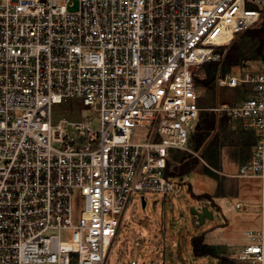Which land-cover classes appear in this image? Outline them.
<instances>
[{
  "label": "built area",
  "instance_id": "obj_1",
  "mask_svg": "<svg viewBox=\"0 0 264 264\" xmlns=\"http://www.w3.org/2000/svg\"><path fill=\"white\" fill-rule=\"evenodd\" d=\"M258 2L0 0V264L106 263L133 194L173 192L172 151L205 111L199 71L260 21ZM216 87L241 97L209 111L256 133L236 176L263 184L260 226L232 259L264 264V60ZM72 101L81 119L54 125Z\"/></svg>",
  "mask_w": 264,
  "mask_h": 264
},
{
  "label": "rangeland",
  "instance_id": "obj_2",
  "mask_svg": "<svg viewBox=\"0 0 264 264\" xmlns=\"http://www.w3.org/2000/svg\"><path fill=\"white\" fill-rule=\"evenodd\" d=\"M257 9L261 13L260 21L254 27L239 33L232 43L225 47L223 52H221V49H217L221 60L217 62L218 68L215 74V81L211 85H204V81L207 78L206 65L200 69L198 86L202 94L201 106L205 109L203 113L213 114L209 110L217 106L221 101L240 100V92L236 90L219 91L216 87L218 75L224 74L228 69H226L224 60L231 46H234L240 55V61L237 65H257L261 60H264V47L261 46L256 37L264 20V0H259ZM260 47L262 48V53L257 54ZM232 67L227 72L232 70ZM90 115L92 118H96L95 114ZM217 118L216 129L210 134L198 152L194 151L192 143L188 145V149L186 150H174L172 152L169 171L178 166L179 161L185 155L201 157L207 165L199 159L200 164L193 174L183 179L176 178L177 183L173 192L169 195L163 193L152 194L150 192L133 194L122 216L117 237L114 240L105 264H130L132 259H135L138 264H214L213 258L195 257L193 255L191 238L195 230L189 229V220L193 219V227L199 225V220L190 213V209L192 207L198 209V207H203L205 201L207 203L210 202L208 206L215 217V221L221 222L224 221V218L212 206L213 203L210 201L212 196L205 194L208 195V198H200L201 195L193 194L190 191H200L196 179L198 176L205 175L206 168H209L214 173V177L209 175H206L209 176L207 178L202 177V179H206L201 183L202 189H205V191H216V195L235 194L239 191L240 179L236 176L238 168L250 158L254 142L253 135L238 122L228 119L222 124L220 121L223 116H218ZM80 119L79 102L72 101L53 107L52 122L54 125L58 124L61 120L74 122ZM95 126L98 127L99 123L96 122ZM249 144L252 145L249 146ZM208 149H210V153L218 157V167L216 168L210 166V162L208 161L210 160L209 155H207L209 154ZM143 196L146 201L145 207L142 205ZM81 207V200L75 195L74 224L77 223ZM224 208L226 212L228 211L227 214L241 212L236 210L228 200L225 201ZM243 217L247 226L253 228L260 226V210L258 208L248 209L246 213L243 212ZM224 225H226V222ZM209 226L210 223L207 224L206 228ZM213 237L216 236L212 235ZM61 239L71 241L72 231H62ZM237 239L239 240L240 238ZM136 242H139L140 246H136ZM221 246H224V244ZM243 246L244 243H241L240 246H235L233 249L238 250ZM223 249H219V253L235 261L230 258L232 255L230 251H226V247ZM217 264H219L218 260ZM235 264L246 263L235 261Z\"/></svg>",
  "mask_w": 264,
  "mask_h": 264
},
{
  "label": "crops",
  "instance_id": "obj_3",
  "mask_svg": "<svg viewBox=\"0 0 264 264\" xmlns=\"http://www.w3.org/2000/svg\"><path fill=\"white\" fill-rule=\"evenodd\" d=\"M202 115H203V113H202ZM215 117L217 120L218 116L215 115ZM224 117L228 118L226 116H223V118ZM228 119L230 121H233V122H238L239 124H241L242 127H244L242 121H240V120L236 121V120H232L230 118H228ZM201 120H202V116H201L200 121ZM245 129L247 131H249L254 137V142L252 145V147H253L255 142H256V133L250 129H247V128H245ZM193 135L191 136L189 145L191 143ZM197 158H199L203 163H205L201 157H197ZM202 177L207 178L209 176H206V174H205L203 176L197 177L196 183L198 184V188L200 191H190V192H193V194L195 193L196 195L208 194V195L212 196L210 198V201H212V203H213L212 206L223 215L224 221H221V222L215 221V217H214L213 213L210 211L209 206H208V204L210 202L207 203L205 201L203 207H198L197 210L201 211L204 207H208L209 211L213 215V219L212 220L206 219L204 224L199 222V225L195 226V227H193V225H192L193 219L189 220V229L192 228L195 230V233L192 234V237L196 236V235H204L205 242L207 244L216 247L217 250H219V249L222 250L223 248L225 249V247H226V251H230V254L233 255L234 253H236L237 251H240L242 248H244L247 245L248 239L246 236V232L249 229H257V227L253 228L251 226H247L246 222L244 221L243 212L246 213L247 210L251 209V208H258V206L260 205V203L262 201V197H263V191H262L263 184H262V182H260L258 180H254V179H240L239 178L240 179L239 191H237L235 194H219V195H216L215 194L216 191H205V189H202L201 183L204 182L203 180H206V179H202ZM227 200L231 202V204L234 206V208L236 210L241 211V212L236 213V214H233V213L227 214L228 211L226 212L225 208H224L225 207V201H227ZM237 203L246 204L249 206V208L247 210H239L236 208ZM192 208H194V207H192ZM223 222L224 223L226 222V225H224ZM208 223H210V226L208 228H206ZM212 235H214L216 237L212 238ZM217 237H218V239H217ZM237 238H240V239L238 240ZM212 239H213V241H212ZM241 243H244V246L242 248H240L238 250L233 249V248H235V246H240ZM222 244H224V246H221ZM232 255L230 258H232ZM214 264H217V260H215V259H214Z\"/></svg>",
  "mask_w": 264,
  "mask_h": 264
},
{
  "label": "trees",
  "instance_id": "obj_4",
  "mask_svg": "<svg viewBox=\"0 0 264 264\" xmlns=\"http://www.w3.org/2000/svg\"><path fill=\"white\" fill-rule=\"evenodd\" d=\"M261 46L264 47V20L262 26L260 27L258 34L256 35ZM223 52L225 47H219ZM262 53V48H258L257 54ZM264 58V55H263ZM240 61V55L237 49L234 46H231L229 52L225 57V66H226V73L232 66H236ZM207 69V78L204 81L205 86L211 85L215 81V74L218 68V63H210L206 65ZM228 118H222L221 123L223 124L227 121ZM217 120L214 114L203 113L202 120L199 122L196 128V132L192 137L191 143L195 152H198L204 143L206 142L207 138L210 134L216 129ZM252 144H249V146ZM209 152V162L211 167H218V157L210 153V149L207 150ZM200 164V160L193 155H185L179 161V165L176 166L172 171H167V176L171 178H185L189 175L193 174L197 167ZM170 165V163H169ZM205 174L211 177H214V173L210 171L209 168L205 169ZM198 197V196H197ZM208 198V195H201L200 198ZM199 198V197H198ZM191 245H192V252L195 257H211L215 260L219 261V264H235V261L228 259L226 256H222L216 247L211 246L205 242L204 235H196L191 238Z\"/></svg>",
  "mask_w": 264,
  "mask_h": 264
},
{
  "label": "water",
  "instance_id": "obj_5",
  "mask_svg": "<svg viewBox=\"0 0 264 264\" xmlns=\"http://www.w3.org/2000/svg\"><path fill=\"white\" fill-rule=\"evenodd\" d=\"M142 205L143 207H145L146 205V201L145 198H142ZM190 213L194 216H196L199 220L200 223L204 224L206 219L212 220L213 219V215L212 213L209 211L208 207H204L201 211L197 210L195 208H192L190 210Z\"/></svg>",
  "mask_w": 264,
  "mask_h": 264
}]
</instances>
